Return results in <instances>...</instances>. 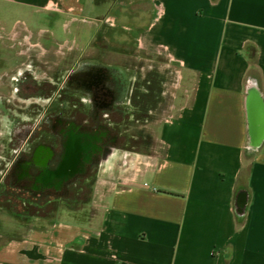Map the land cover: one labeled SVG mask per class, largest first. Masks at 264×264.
Listing matches in <instances>:
<instances>
[{"label": "crops", "instance_id": "0c3cea01", "mask_svg": "<svg viewBox=\"0 0 264 264\" xmlns=\"http://www.w3.org/2000/svg\"><path fill=\"white\" fill-rule=\"evenodd\" d=\"M0 1L71 16L85 2ZM118 2L116 16L146 15L134 46L180 67L186 99L155 154L111 153L89 199L0 241V264H264V135L249 108L256 94L264 112V0ZM106 24L108 41L135 27Z\"/></svg>", "mask_w": 264, "mask_h": 264}, {"label": "flooded vegetation", "instance_id": "af4514ba", "mask_svg": "<svg viewBox=\"0 0 264 264\" xmlns=\"http://www.w3.org/2000/svg\"><path fill=\"white\" fill-rule=\"evenodd\" d=\"M8 47L22 60L0 70V185L44 213L82 201L102 162L139 140L132 126L154 103L155 81L142 86L138 74L93 57L92 45L64 69L59 51L40 42L21 37Z\"/></svg>", "mask_w": 264, "mask_h": 264}, {"label": "rangeland", "instance_id": "374dc122", "mask_svg": "<svg viewBox=\"0 0 264 264\" xmlns=\"http://www.w3.org/2000/svg\"><path fill=\"white\" fill-rule=\"evenodd\" d=\"M131 1L130 3L135 2V0ZM123 5L128 4L120 3L118 0H107L96 5L93 0H85L83 11L71 16L48 11L34 12L0 1V70L4 66H12L22 60L17 48L8 47L14 45L15 41L22 37L33 43L40 42L45 47H50L51 50L59 51L57 58L62 63L63 69L67 63L69 65L73 62L80 51H84L80 48L92 45L91 55L93 57L108 61L127 75L138 74L141 85L147 78L152 77L155 81L156 99L146 112L139 114L138 125L132 126L135 134H139V140L132 141L127 138L126 147L123 149L147 157L155 154L157 149L155 136L158 129L165 119L176 114L177 109L186 99L190 81L177 64L165 57L155 56L134 46L131 33L134 30L137 31L138 27L145 23L146 15L136 10L135 15L116 16L126 11ZM105 23H114L123 28L132 26L131 23H134L135 27L125 28L124 31L127 32L118 35L116 32L117 38L114 37L113 41H108L96 36V31ZM72 45L78 47L71 50L69 47ZM48 56L54 55L50 52ZM3 129L2 125V132ZM0 147L1 150L3 145ZM3 170L4 160L0 159V172ZM93 182L94 180L89 182L85 190L87 196L84 200L57 203V207H53L48 213H44L37 205L25 207L17 198L8 197L6 188L0 185V241L9 236H18L25 227H44L55 218L56 211L59 209L83 205L89 199V187ZM60 213L57 219L67 218L65 213Z\"/></svg>", "mask_w": 264, "mask_h": 264}, {"label": "water", "instance_id": "95a60500", "mask_svg": "<svg viewBox=\"0 0 264 264\" xmlns=\"http://www.w3.org/2000/svg\"><path fill=\"white\" fill-rule=\"evenodd\" d=\"M250 108V121L251 129L254 137V141H257L261 136L264 135V112L262 108V102L253 94L249 102ZM77 160V155L74 157L73 164Z\"/></svg>", "mask_w": 264, "mask_h": 264}, {"label": "trees", "instance_id": "16d2710c", "mask_svg": "<svg viewBox=\"0 0 264 264\" xmlns=\"http://www.w3.org/2000/svg\"><path fill=\"white\" fill-rule=\"evenodd\" d=\"M106 1H107V0H93V2H94L96 5L102 4V3L106 2ZM108 29L112 30L108 24H106V23L103 24V25H102V26L96 31V36L102 38V40L105 39V37H106L107 35L110 36V35L112 34V31H110V30H108ZM238 208H239V207L236 205V207H235V214H236V217L238 218V220L240 221V219H241L243 213H242L241 211H239Z\"/></svg>", "mask_w": 264, "mask_h": 264}]
</instances>
